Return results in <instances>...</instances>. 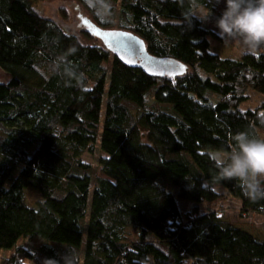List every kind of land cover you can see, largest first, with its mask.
Instances as JSON below:
<instances>
[{"label": "trees", "instance_id": "16d2710c", "mask_svg": "<svg viewBox=\"0 0 264 264\" xmlns=\"http://www.w3.org/2000/svg\"><path fill=\"white\" fill-rule=\"evenodd\" d=\"M36 1L0 0V69L10 75L0 83V252L15 249L8 264L68 251L73 264H264V237L199 210L219 203L221 185L244 213L264 216V200L216 179L208 155L229 152L238 132L264 139V46L241 58L213 53V32L182 13L210 9L215 22V0H107L109 14L92 12L94 26L132 33L150 55L187 69L153 76L88 31L99 43L83 42ZM65 66L84 73L83 87ZM250 93L261 103L243 109ZM98 142L104 177L92 187L82 156ZM29 188L40 197L35 206ZM179 201L194 205L186 221ZM23 239L43 243L25 249Z\"/></svg>", "mask_w": 264, "mask_h": 264}, {"label": "clouds", "instance_id": "9594fccd", "mask_svg": "<svg viewBox=\"0 0 264 264\" xmlns=\"http://www.w3.org/2000/svg\"><path fill=\"white\" fill-rule=\"evenodd\" d=\"M215 3L219 4L220 0H215ZM225 3L222 14L215 20L221 39L238 40L244 50L253 53L264 46V0H225ZM88 4L102 15L109 14L110 4L107 0H88ZM210 15V9L199 13H182L184 20L189 23L193 17L207 21ZM63 62V58H60V63ZM58 70L59 63L54 71L60 74ZM63 74L69 77V81L76 80L78 87H83L86 79L83 72L65 66ZM233 141L234 145L229 152H208L218 170L216 179L236 180L242 194L249 200H264V139L250 136L247 132H238L233 136ZM61 261L63 264H73L69 251L60 260L45 258L42 264H61Z\"/></svg>", "mask_w": 264, "mask_h": 264}, {"label": "rangeland", "instance_id": "374dc122", "mask_svg": "<svg viewBox=\"0 0 264 264\" xmlns=\"http://www.w3.org/2000/svg\"><path fill=\"white\" fill-rule=\"evenodd\" d=\"M88 2V0H87ZM32 5L36 10H38L42 15L50 18L55 23H57L63 29L72 31L80 35V39L87 44L99 43L97 39L92 37L88 39L85 37V32L87 31L86 22H90L92 25L95 22L94 14L98 15L96 8H89V4H82L77 0H43L33 2ZM225 0H220V9L219 12L225 8ZM205 9H199L196 13L203 12ZM94 14H93V13ZM105 16V15H103ZM208 28L213 32V36L209 37L211 44V50L213 53L219 54L222 57H233L241 58L248 51L244 50L241 43L238 40H229L224 41L219 36V30L215 27V22L208 18L207 21H204ZM117 25V24H116ZM116 27V26H115ZM256 51H259L256 50ZM10 80V75L0 69V83H8ZM250 100L242 105L243 109H255L261 103V97L250 93ZM105 110V108H104ZM104 110L102 113V123L104 119ZM264 137V132L261 133ZM105 157V154L100 149V143L98 142L95 145V150L93 153L85 152L82 156L83 162L90 165L93 184L94 187L95 179L99 177H104L100 166V159ZM171 188L170 186H167ZM214 189L222 194L221 200L218 204H202L199 206L201 213L215 212L218 215L223 216L228 222H231L237 226H240L248 231L252 232L258 237H264V216L252 212L244 213L241 204L238 200L228 195L227 191L221 185H215ZM176 194L177 191L174 190ZM27 203L30 206H35L39 201V194L34 189H27L25 191ZM179 205L182 210V216L186 221V216L191 212L194 205L191 203H186L179 201ZM133 235V234H132ZM43 243L40 239H23L18 242V246L24 247L25 249H36ZM15 254L14 250H3L0 252V264H8L7 260Z\"/></svg>", "mask_w": 264, "mask_h": 264}, {"label": "water", "instance_id": "95a60500", "mask_svg": "<svg viewBox=\"0 0 264 264\" xmlns=\"http://www.w3.org/2000/svg\"><path fill=\"white\" fill-rule=\"evenodd\" d=\"M87 31L125 64L144 70L153 76H179L187 71L180 63L156 58L147 51L145 42L138 36L121 30H103L86 22Z\"/></svg>", "mask_w": 264, "mask_h": 264}]
</instances>
